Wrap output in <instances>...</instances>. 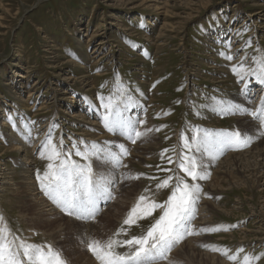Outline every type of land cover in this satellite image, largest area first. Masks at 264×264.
<instances>
[{
  "label": "rangeland",
  "instance_id": "obj_1",
  "mask_svg": "<svg viewBox=\"0 0 264 264\" xmlns=\"http://www.w3.org/2000/svg\"><path fill=\"white\" fill-rule=\"evenodd\" d=\"M222 52L233 55V60H226ZM261 54L264 0H0V174L4 173L0 175V226L6 224L28 243L52 245L67 264H98L87 241L112 236L145 188L149 189L146 195L162 203L172 185L157 190L156 184L174 173L184 175L175 167L177 153L186 151L181 135L190 140L196 129L252 132L246 120H237L249 115L215 117L217 113L206 106L212 98L233 99L255 109L264 96L260 95L264 85L249 77L250 95L237 101L244 83L235 80L231 68L242 58L248 59L245 67L249 63L254 67L252 58ZM121 91L132 98L127 114L145 122L137 127L153 129L136 143L109 132L101 120L104 109L99 97L120 99ZM96 123L99 130H87ZM253 128L259 130L258 121ZM49 132L53 143L63 141L65 151L72 149V142L82 149L81 141L101 146L107 141L114 151L119 144L127 148L129 154L121 158L119 168L92 161L95 172H111L115 177L112 198L98 202L100 211L94 218L77 219L60 207L56 214L44 212L55 203L41 190L36 176L38 171L43 174L48 161L37 156L40 151L30 144L36 142L40 148ZM10 137L23 148H12ZM258 143L226 149L219 159L203 158L208 175L195 181L201 191L192 227L194 232L221 230L185 236L157 264H238L244 255L259 256L255 264H264V172H252L251 163L248 170L229 169L230 174H225L221 166L218 171L222 159L243 154ZM146 144L149 149H139ZM164 149L169 151L162 158ZM138 151L141 158L136 157ZM169 156L174 163H168ZM22 158L34 159L33 165H25ZM72 159L83 163L75 155ZM24 167L36 182L32 190L24 182L28 175ZM141 173L139 179H124ZM8 180L11 185L5 184ZM38 201L46 208L40 210ZM118 201L121 208L111 218ZM159 214L156 210L130 228L125 226L127 235L119 239L141 235ZM203 245L227 248L238 260L230 262ZM240 248L243 252L237 251Z\"/></svg>",
  "mask_w": 264,
  "mask_h": 264
},
{
  "label": "snow or ice",
  "instance_id": "obj_2",
  "mask_svg": "<svg viewBox=\"0 0 264 264\" xmlns=\"http://www.w3.org/2000/svg\"><path fill=\"white\" fill-rule=\"evenodd\" d=\"M226 60H233V55L220 53ZM253 66L245 67L246 61L242 58L232 66V72L238 82H243L242 96H249V77L264 85V54L252 58ZM120 99L116 96L107 98L101 96L100 107L104 109L101 115L102 123L109 132L125 137L132 143L146 136L153 129L141 131L137 125H143L142 120L134 119L128 115L131 107V97L120 92ZM204 107V106H202ZM206 107L220 115L240 114L249 115L259 122V134L264 135V96L259 100L255 109L244 107L231 99L212 98V103ZM167 115V113H165ZM199 114V113H197ZM11 121V117L8 118ZM159 131V129H156ZM196 134L190 140L181 135L182 147L186 151L177 153L175 167L184 175L171 174L156 184V189L168 188L171 191L168 198L162 203L151 199L145 188L130 210L127 212L121 226L107 240L90 239L87 248L98 261V264H157L160 260L167 259V253L172 247L187 235L200 234L203 232H217L219 227L200 228L194 232L192 220L195 218L196 203L201 188L198 179L207 178L204 170L203 158L205 156L215 159L224 150L247 147L254 139L253 134L240 130L212 131L196 129ZM31 135V132H28ZM110 142H104L101 146L96 142L87 143L81 141V149L77 144L72 145L69 151L64 150L63 141L53 143L51 132L40 146V156L48 161L46 168L41 174L37 172L36 179L41 190L60 209L77 219L94 218L98 212V202L111 199V185L115 181L114 175H107L94 171L92 161L101 162L105 167L112 169L121 167V158L127 156L128 150L123 144L116 145L118 151L109 147ZM169 149H164L160 155L164 158ZM171 151L176 152L173 148ZM198 154V155H197ZM75 155L80 157L83 163L72 159ZM168 163H174L172 157H167ZM126 167V166H125ZM165 171L172 172L171 169ZM137 176H125L124 179H139ZM187 178H191L189 183ZM149 179H156L149 177ZM159 210L158 218L141 235L132 236L130 239H119L121 235H127L128 229L140 220L151 217ZM3 221V217H0ZM235 227V225H233ZM226 230V229H225ZM211 251L219 252L230 262H237L235 254L227 248H218L214 245H203ZM127 247V252H119L117 248ZM237 251L243 252L240 248ZM259 256L244 255L238 264H255ZM0 264H67L62 253L50 244L28 243L11 233L7 225L0 226Z\"/></svg>",
  "mask_w": 264,
  "mask_h": 264
},
{
  "label": "bare ground",
  "instance_id": "obj_3",
  "mask_svg": "<svg viewBox=\"0 0 264 264\" xmlns=\"http://www.w3.org/2000/svg\"><path fill=\"white\" fill-rule=\"evenodd\" d=\"M261 6V5H260ZM234 35V34H233ZM232 35V36H233ZM232 50H235L236 51V49H234V47L232 48ZM249 57H250V55H249ZM237 58H235L234 60H236ZM238 60V59H237ZM246 62H248V59H247V61ZM251 64L249 63V65L248 66H250ZM228 69H230V68H228ZM232 69V68H231ZM138 70V69H137ZM68 79V78H67ZM237 79V77H235V80ZM241 83V82H240ZM250 84V83H249ZM264 90V89H263ZM263 90L261 91V93H260V95H262V94H264V92H263ZM242 98H245V99H247L246 97H244V96H236V100L237 101H243V99ZM253 98V97H252ZM235 99V98H234ZM233 100V99H232ZM245 103H247V102H245L244 101V103L243 104H245ZM45 105V104H44ZM248 105V104H247ZM251 105V104H250ZM249 106V105H248ZM246 107V106H245ZM252 108V107H251ZM87 109V108H86ZM20 113V112H19ZM17 114V113H16ZM237 114H235V116H236ZM80 116V115H79ZM234 116V115H233ZM234 116V117H235ZM237 118V117H236ZM241 118V117H240ZM20 120H22V119H20ZM238 121H243V120H246V123H247V126H248V128L247 129H250V131H252L251 133H253V129H251V127H252V123L250 122L249 123V121H247L248 120V118H246V117H243V119H237ZM241 123V122H240ZM97 124V125H96ZM96 124H89V126L88 127H90V128H88L87 130H90L91 131V133L92 132H94V131H97V130H99V128H100V126H99V124L98 123H96ZM101 124V123H100ZM245 124V123H244ZM3 125H6V122L5 121H3ZM32 125V124H31ZM38 125H42V124H38ZM251 125V126H250ZM92 126H93V128H92ZM250 126V127H249ZM10 127V126H9ZM42 127H44V126H42ZM41 127V128H42ZM34 128L35 127H33L32 126V129H33V132H35V130H34ZM102 128V127H101ZM104 128V127H103ZM257 129V128H256ZM93 130V131H92ZM260 130V129H259ZM45 131V130H44ZM86 131V130H85ZM102 131V130H101ZM100 131V132H101ZM104 132V131H103ZM102 132V133H103ZM89 136V138L91 137V135H88ZM42 138V137H41ZM262 140V141H261ZM58 141H59V139H58ZM123 141V140H122ZM253 142H255V141H259V143L258 144H256V145H254V148L252 147L250 150H248L247 152H245V153H243V154H236V153H233V154H230V155H228L224 160L222 159L221 160V162H223V164H221V163H219L218 162V171H220L219 170V168L221 167V170L223 171V172H225V174H230V171H229V169L230 170H232V171H234V170H237V168H240V169H247L248 170V165H249V163H251V166L250 167H253L252 168V172H254L255 174L256 173H259L260 174V172H259V170H262V172H264V164H259L258 163V160L259 161H264V145H262V144H264V137H262V135H259V137L258 138H254L253 140H252ZM9 142H10V146H12V148H15V149H18V150H21L22 148H23V146L24 145H22V146H20L19 144H21L20 142H19V140H16V139H14V138H9ZM19 142V143H18ZM38 143V142H37ZM64 144V143H63ZM74 144V142H72V145ZM76 144V143H75ZM35 146V149L34 150H39L40 148H37V144H36V142H33L32 144H30V146L32 147V146ZM33 146V147H34ZM40 147V146H39ZM149 149L150 148V144H146V145H143V147H140L139 149L140 150H146V149ZM69 149V148H68ZM71 150V149H70ZM32 151H33V149H32ZM148 151V150H147ZM26 153V152H25ZM39 154V155H38ZM37 154V156H40V153H38ZM234 154H236V155H234ZM142 154L140 153V151H138V154L136 155V157L138 158V157H140ZM219 155V154H218ZM216 156V158L215 159H217L219 156ZM29 156V155H28ZM233 156H240V157H238V158H236V157H233ZM231 157H233V158H236V159H233V161L230 159ZM249 157V158H248ZM141 158V157H140ZM139 158V159H140ZM251 158V161H249V159ZM219 159V158H218ZM22 160H24V162H25V165H27V166H31V165H33V162H34V159H32V160H27V159H23L22 158ZM231 160V161H230ZM27 162V163H26ZM216 162V161H215ZM215 162H213V164L215 163ZM237 162V165H233V164H235ZM29 163V164H28ZM217 163V162H216ZM35 166V165H34ZM216 166V165H215ZM100 167V166H99ZM24 168H26V167H24ZM217 168V167H216ZM228 168V169H227ZM225 169V170H224ZM3 170V169H2ZM217 170V169H216ZM221 171V172H222ZM24 173H25V175H27V176H25L26 178H23L24 179V182H27L26 183V185H28V190H32V187H34V186H36L35 184H36V182H34V179H33V181H32V178H31V176H29L30 174H29V170H28V168H26L24 171H23ZM215 172V171H214ZM252 172H250V173H252ZM33 173V172H32ZM0 175H4V173H3V171H2V173L0 174ZM122 175H124V173L123 174H120V176H122ZM263 176H264V174H263ZM33 177V176H32ZM2 178H4V177H2ZM22 179V178H21ZM10 180H8L5 184H7V185H11L10 184V182H9ZM25 184V183H24ZM14 186H15V188H16V185L14 184ZM133 186V190H134V188H135V186L134 185H132ZM13 187V186H12ZM130 187V186H129ZM124 188V187H123ZM124 192V190L121 188V193L119 194L118 193V195H120L121 196V194ZM124 196V195H123ZM120 199V198H119ZM122 200V199H121ZM42 202V201H41ZM38 203H39V206H40V210H42V209H44V208H46L45 206H43V202H42V204L38 201ZM100 204V203H99ZM121 202H119L118 201V203H117V206H115V208H113V211L115 210V214H113V215H110L111 216V218H112V216H116V211L118 210V209H120L121 208ZM109 210V209H108ZM100 211V210H99ZM44 212H50V213H52V212H55L54 214H56L57 212H58V206L55 204V205H50V204H48V210L46 209ZM60 213V212H59ZM99 213V212H98ZM112 213V212H111ZM118 213V212H117ZM199 213V212H198ZM202 214V213H201ZM97 215V214H96ZM198 216H200V215H198ZM72 217V216H71ZM201 218V217H200ZM72 219V218H71ZM70 218H68V221L69 222H72V223H75L74 221H73V219L71 220ZM91 220H93V219H91ZM111 220V219H110ZM203 219L201 218V221H202ZM195 221V220H194ZM97 222V221H96ZM95 223V222H94ZM196 223V222H195ZM197 223H198V220H197ZM196 223V224H197ZM201 223V222H200ZM199 223V225H201ZM203 223V222H202ZM75 224H77V223H75ZM86 225H87V223H85ZM81 225H83V224H81ZM80 225V226H81ZM80 226H78V227H80ZM92 226H93V224H92ZM196 226H198V224L196 225ZM82 227V226H81ZM95 231H97V229H92V233H94ZM90 232V231H89ZM82 233H83V235L85 234V231H82ZM101 233H103V231H101ZM190 241H192V240H189L188 242H190ZM189 244V243H188ZM179 248H182L181 247V245H180V247ZM206 257V256H205ZM211 260H213V258L212 259H210V261Z\"/></svg>",
  "mask_w": 264,
  "mask_h": 264
}]
</instances>
